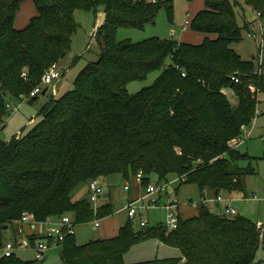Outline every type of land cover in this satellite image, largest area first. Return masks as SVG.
<instances>
[{
    "label": "trees",
    "instance_id": "1",
    "mask_svg": "<svg viewBox=\"0 0 264 264\" xmlns=\"http://www.w3.org/2000/svg\"><path fill=\"white\" fill-rule=\"evenodd\" d=\"M25 1L0 0V125L11 114L8 103L30 95L44 73L71 54L78 11L104 6L106 20L96 34L99 59L80 72L72 90L51 100L28 133L0 144V247L5 227L19 232L24 214L36 225L70 215L75 227L111 217V196L95 207L89 198L74 201L73 194L112 175L130 183L142 173L145 189L153 176L159 182L179 179L177 192L194 185L203 199L207 192L217 198L245 191L243 179L257 172L240 166L252 157L230 142L242 138L243 126L255 118L262 101L250 86L264 95V75H255V62L244 61L232 45L250 30L237 7L264 18V0H188L204 2L189 25L205 35L199 45L158 38L117 41L120 29L143 30L164 7L173 13L169 1L33 0L38 14L18 30L15 21ZM158 71L152 86L128 92L130 83ZM234 75L241 84L231 80ZM256 226L244 216L229 218L201 205L195 217H181L175 231L162 224L136 231L128 222L118 236L85 245L69 235L62 262L130 264L126 256L135 247L158 240L181 256L133 264H263ZM0 264L33 263L13 255Z\"/></svg>",
    "mask_w": 264,
    "mask_h": 264
},
{
    "label": "rangeland",
    "instance_id": "2",
    "mask_svg": "<svg viewBox=\"0 0 264 264\" xmlns=\"http://www.w3.org/2000/svg\"><path fill=\"white\" fill-rule=\"evenodd\" d=\"M149 3L154 2H166L169 1L173 6V13L164 7L158 14L155 24L147 25L143 30L123 28L117 32V41L124 42L130 41L132 43H140L146 40L158 38L160 40H173L176 42L193 43L199 45L203 42L205 35L195 32L191 26L186 27L187 21H192L196 14L198 2L189 4L188 0H145ZM201 2V1H199ZM244 3V0H239ZM27 0L21 7L18 13V18L23 13V7L27 6ZM36 9V8H35ZM237 12L240 15L247 17L249 24L253 27V32L256 34V38L249 37V29L243 30V38L239 44L232 45V48L242 57L246 62L253 61V58L258 54V38L260 39L259 28L255 26V23L259 21L257 14L251 9L245 8L244 11L240 7H237ZM37 14V10L35 15ZM106 13L105 7L100 6L97 11H78L76 14V21L79 25L77 32L75 33L72 41L71 54L62 62L56 63L60 67L62 72L61 82L59 83V91L63 92L67 86L74 88L75 81L80 72L91 62H96L100 56V47L97 42V31L102 24L105 23ZM241 25L243 23L241 22ZM169 64V62H168ZM161 72L152 73L146 80L134 81L129 84L128 92L131 95H136L145 88L152 86L160 77ZM58 82V81H57ZM56 82V84H57ZM55 84V83H54ZM54 84L51 85L49 91L44 94L47 88H44L43 92L38 96V100L34 105H29L28 101H13L12 103L16 111L9 115V117L0 125V144L12 141L14 138L20 137L28 133L32 127L40 121V117L44 108L54 99ZM251 91V89H250ZM234 105L238 104V99L231 90L225 91ZM252 92V91H251ZM261 99L264 100V95H261ZM259 108L263 111V115L257 119V125L249 132H251L250 138L238 148L242 153H248L252 160L241 163L242 168L251 166L256 170L257 174L254 176H248L244 178V183L248 194H257L261 201H249L247 203L239 202L235 204V207L239 210L241 216H244L252 220L256 225H264V102L259 105ZM247 134V132H246ZM233 141L230 142V145ZM100 185L103 187L105 194H111L110 203L113 205L114 214L106 219L97 220L102 223L101 227H96L94 222L78 225L75 228L76 241L80 245L88 244L92 241L114 238L119 235L121 229L132 222V225L136 231L141 230L140 222L138 220H131L126 209L131 193L125 190L127 182L123 180L120 175H112L108 178L99 179ZM173 178L171 179V181ZM159 183L157 176H153L151 184L156 185ZM180 183H176L169 192V195L175 197L177 195L181 210L184 212V218L196 216L199 206L203 202L199 188L194 185H187L179 188ZM90 197V191L88 185L79 187L73 194V200L78 201L81 199H88ZM207 198V196H206ZM166 199V198H165ZM209 199V197L207 198ZM109 199H101L95 207H100L106 204ZM133 201V200H131ZM166 203V200L163 201ZM195 204V205H194ZM211 210L216 214H221L220 210H216L212 207ZM234 207V208H235ZM235 208V209H236ZM151 227H156L159 224L168 223V212L164 209H155L146 215ZM96 221V220H95ZM46 227V226H45ZM7 236L4 238V244L12 243L16 246L14 254L16 258L25 262L33 264H62L59 254L48 258L44 262H38L36 247L39 241L44 237V234L40 228L38 231L27 239L19 240V235L14 232L11 227L6 231ZM22 235L21 233H19ZM35 240L31 242V239ZM260 256H264V241ZM23 243L24 246L20 247ZM163 250L159 252V257H156L157 252L154 249L139 248L132 252L127 258V262L134 260L139 262L140 260H151L154 258L167 259L173 258L178 253L175 250L174 255ZM170 251H172L170 249ZM180 252V251H179ZM53 258V259H52ZM264 264V263H263Z\"/></svg>",
    "mask_w": 264,
    "mask_h": 264
},
{
    "label": "built area",
    "instance_id": "3",
    "mask_svg": "<svg viewBox=\"0 0 264 264\" xmlns=\"http://www.w3.org/2000/svg\"><path fill=\"white\" fill-rule=\"evenodd\" d=\"M257 17L259 19L258 22L255 23V26L259 28L260 31V39L258 38V54L254 59V62L256 64V70L254 72L255 75L262 77L264 75V18L261 14H257ZM191 21H187L186 27L190 25ZM249 37L256 38V34L253 32V27H250L249 30ZM26 77V74L23 75ZM62 72L60 70V67L58 64L52 65L45 73L42 78L41 84L38 85L31 93L30 95H21L19 101L25 102V101H32L33 99L37 98L44 90V88L49 87L56 83L57 81L61 80L62 78ZM231 80L235 84H241V80L238 76L234 75ZM250 89L253 94H257V98L259 103H261V95L263 93L260 92V90L257 89L255 86H250ZM260 105V104H259ZM8 110L12 114L17 109L16 107L12 105V103H8ZM263 115V111L258 108L256 111V116L252 120V123L250 126H243V137L236 139L233 141V144L231 146L235 149L240 148L251 136V132H249V129H253L257 125V119ZM247 132V134H246ZM264 141V138H263ZM143 180V174L140 173L137 178L136 182L139 185H142ZM179 183V179L172 180L169 182H159L156 185L150 184L145 189V194L135 200L128 203L126 209L128 211L129 217L131 220H138L140 222L141 228H148L149 227V221L146 218V215H148L152 210L155 209H164L168 212V223L163 224V227L167 229L168 231H175L179 228L180 220H181V204L177 197H172L169 195L170 189L176 184ZM130 183H127L125 190H130ZM89 191H90V197L89 200L91 203L96 205L99 202V198L105 194L103 187L100 185V180H94L89 185ZM163 198H166V203L163 202ZM261 200L258 195L252 194L249 197H244L242 201L249 202V201H259ZM234 200H226L222 196H219L214 199H207L204 198L201 205L209 206L213 203H226L229 204L224 211V214L229 218H235L239 215L237 209H235L232 206V202ZM195 205V204H194ZM200 205V206H201ZM22 224H28L31 226H34L35 229L38 225L34 222V217L29 214H24L22 217L21 225ZM47 227V232L45 236L43 237V240L39 241L38 246L36 247V254H37V260L38 262H43L45 260L46 254L50 252L51 250H60L63 247V243L67 236L69 235H75V224L72 216L65 215L63 218H61L57 222L50 221L49 223L45 224ZM96 226H100V222H96ZM257 231L260 232L263 236L264 234V225L258 224L256 226ZM19 233L23 234V230L19 229ZM24 244L21 243V247H23ZM16 246L12 243L4 244L2 247H0V261L4 258H10L14 254Z\"/></svg>",
    "mask_w": 264,
    "mask_h": 264
},
{
    "label": "crops",
    "instance_id": "4",
    "mask_svg": "<svg viewBox=\"0 0 264 264\" xmlns=\"http://www.w3.org/2000/svg\"><path fill=\"white\" fill-rule=\"evenodd\" d=\"M25 3V2H24ZM23 3V4H24ZM27 3H28V7H23L24 9H23V13H21V17H19L18 18V15H17V18H16V21H15V27L18 29V30H22V29H24V28H26L29 24H30V22H31V20L34 18V17H36L37 16V14H38V12H37V14L35 15V12H36V10L37 9H35L36 7H35V4H34V2H33V0H27ZM196 3V2H195ZM198 3L199 4H197L196 6H197V10L200 12V11H202L203 9H204V2L203 1H201V2H199L198 1ZM189 4H193V3H189ZM23 6V5H22ZM198 12V13H199ZM197 13V14H198ZM77 14V13H76ZM196 14V15H197ZM106 19V18H105ZM103 25V24H102ZM101 25V26H102ZM250 27H252V25L250 24ZM180 43H183V42H180ZM189 44H191V43H189ZM193 44V43H192ZM193 45H196V44H193ZM253 61H254V58H253ZM256 65V64H255ZM61 81L59 80L58 82H57V84L55 83L54 84V97L55 98H60V97H62L63 95H65L67 92H69L70 90H72L73 88H71V86H67V88H65L64 90H63V92H58L59 91V89H58V87H59V83H60ZM50 87L51 86H49V87H46L47 89L45 90V91H49V89H50ZM44 91V92H45ZM46 92V93H47ZM46 93H44V94H46ZM227 94V93H226ZM36 100L33 102V104L32 105H34L35 104V102L38 100V97L37 98H35ZM30 102V101H29ZM29 102H28V104H29ZM264 102V100H262V103ZM30 105V104H29ZM246 178V177H245ZM243 185H244V189H245V191H243V192H236V193H233V194H221V196L223 197V198H225L226 200H234L233 202H232V206L233 207H235V204L236 203H239V202H244V201H242V199L244 198V197H249L250 195L248 194V190L246 189V186H245V183H244V179H243ZM130 190L129 191H127L128 193H131V196H130V198H129V202H131V200H133V201H135V200H137V199H139V198H141L144 194H145V187H143L142 185H139L135 180L134 181H132V182H130ZM107 195H109V198L108 199H110V196H111V194H109V193H107ZM257 195V194H256ZM206 196H207V198L209 197L210 199H214L215 197L213 196V194L212 193H210V192H207V194H206ZM206 196H205V198H206ZM201 197H202V195H201ZM166 199L165 198H163V201H165ZM100 201V200H99ZM259 201H261V200H259ZM244 203H247V202H244ZM213 206V208L214 209H216L217 211L218 210H220L221 211V214L220 215H223L224 214V211H225V208L229 205V204H226V203H213L212 204ZM211 204L208 206L210 209H211ZM236 208V207H235ZM237 209V208H236ZM237 211H238V213H239V215L241 216V214H240V212H239V210L237 209ZM150 214V213H149ZM184 212H182V210H181V216L184 218ZM197 214H198V212H197ZM196 214V215H197ZM193 217H195V216H191V217H188V218H184V219H189V218H193ZM148 219V218H147ZM53 222H57L56 220H52ZM96 222H97V220L96 221H94V224H95V226H96ZM100 222V221H99ZM159 225H161V224H159ZM158 225V226H159ZM163 225V224H162ZM46 225H38L37 227H36V229H35V227L34 226H31V225H28V224H22V225H20V229L21 230H23V234L22 235H20L19 234V232H17L16 233V229L15 228H13L14 229V232L17 234V235H19V240H23V239H27V238H29L30 236H32V235H34L37 231H38V229L40 228V230H42V232H43V234H44V236H45V234H46V232H47V227H45ZM102 226V223H100V226L99 227H101ZM149 226H150V224H149ZM97 227V226H96ZM151 227V226H150ZM157 227V226H156ZM8 230H10V227L9 228H7V230H5V233L3 234V241H4V238L7 236V232L6 231H8ZM3 244H4V242H3ZM80 245V244H79ZM20 247H21V244H20ZM143 247H145V248H151V249H154L155 250V252H157V254H156V257H159L158 255H159V252L160 251H163V250H168L167 252H169V253H171L172 255H174V252H175V250L176 249H173V248H170V247H167V246H165L163 243H161L160 241H158V240H152V241H149V242H147V243H144V244H141V245H139V246H137V247H135L132 251H131V253L132 252H134V251H136V250H138L139 248H143ZM170 249L172 250V251H170ZM174 251V252H173ZM177 251V255L175 256V257H173V258H178V257H180L181 256V253L178 251V250H176ZM56 253L57 254H59V256H60V259L62 260V256H61V251L60 250H51L50 252H48L47 254H46V257H45V260L44 261H46L48 258H50V257H53V256H55L56 255ZM131 253H129L127 256H126V262H127V258H129V255L131 254ZM54 258V257H53ZM52 258V259H53ZM261 258H264V256L263 255H261ZM154 259H156V258H154ZM154 259H151V260H154ZM151 260H144V261H142V260H140L139 262H145V261H151ZM43 261V262H44ZM139 262H134V260H130V262H127V263H130V264H133V263H139ZM62 264H63V262H62Z\"/></svg>",
    "mask_w": 264,
    "mask_h": 264
},
{
    "label": "water",
    "instance_id": "5",
    "mask_svg": "<svg viewBox=\"0 0 264 264\" xmlns=\"http://www.w3.org/2000/svg\"><path fill=\"white\" fill-rule=\"evenodd\" d=\"M47 91H45L44 93H46ZM36 99H33L32 101L29 102L30 105L33 104V102L35 101ZM109 198V195L107 194H104L103 196H101L99 199H108ZM8 227H5V230H7ZM262 241H264V234L262 236Z\"/></svg>",
    "mask_w": 264,
    "mask_h": 264
}]
</instances>
